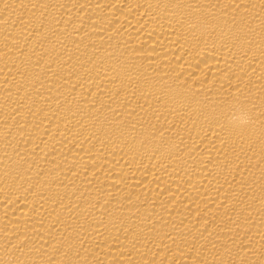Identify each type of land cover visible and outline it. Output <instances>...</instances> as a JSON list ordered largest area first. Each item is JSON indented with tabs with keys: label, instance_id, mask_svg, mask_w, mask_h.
<instances>
[{
	"label": "bare ground",
	"instance_id": "1",
	"mask_svg": "<svg viewBox=\"0 0 264 264\" xmlns=\"http://www.w3.org/2000/svg\"><path fill=\"white\" fill-rule=\"evenodd\" d=\"M0 264H264V0H0Z\"/></svg>",
	"mask_w": 264,
	"mask_h": 264
}]
</instances>
